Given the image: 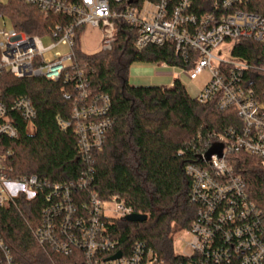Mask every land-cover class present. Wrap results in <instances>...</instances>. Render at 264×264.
I'll list each match as a JSON object with an SVG mask.
<instances>
[{
    "label": "built area",
    "instance_id": "obj_1",
    "mask_svg": "<svg viewBox=\"0 0 264 264\" xmlns=\"http://www.w3.org/2000/svg\"><path fill=\"white\" fill-rule=\"evenodd\" d=\"M72 19L57 24L49 33L56 42L44 48L41 37L0 26V208L31 202L40 197L45 206L34 230L39 244L71 259L69 264H264V221L261 210L249 197L247 186L235 174L230 157L246 154L264 168V64H250L232 57L234 45L249 40L264 47V0H214L204 13H194L195 0H116L127 7L113 10L109 0H16ZM4 15L0 12V17ZM129 24L137 33L135 46L173 43L175 56L192 63L189 81L207 78L194 98L200 104H214L224 113L232 111L239 124L211 135L197 160L186 165L191 179L190 203L196 207L191 227L179 239L190 238L187 250L166 260L145 242L137 241L128 253L109 232L107 223L136 214L119 196L103 201L90 190L94 180V154L105 142L114 120L109 115L108 96L90 97L89 79L79 68L75 44L78 30L85 26L103 33L102 51H110L118 34L117 21ZM58 45L70 54L47 60L44 55ZM222 47V48H221ZM228 52L230 58L222 53ZM264 54V53H263ZM165 65V64H164ZM167 66V65H166ZM62 80L71 83L74 97L71 121L63 123L78 138V154L86 168L73 180L52 182L36 175L14 177L10 141L19 137V123L32 131L36 109L29 97L7 103L2 96V79ZM179 77V76H178ZM71 99V95H65ZM222 145V156L207 153ZM113 204L108 209L106 204ZM121 253L119 259H112ZM0 264H17L0 234Z\"/></svg>",
    "mask_w": 264,
    "mask_h": 264
},
{
    "label": "trees",
    "instance_id": "obj_2",
    "mask_svg": "<svg viewBox=\"0 0 264 264\" xmlns=\"http://www.w3.org/2000/svg\"><path fill=\"white\" fill-rule=\"evenodd\" d=\"M76 3L77 0H63ZM142 3L145 0H136ZM214 0H195L194 13L200 15L211 8ZM113 10L127 3L109 0ZM15 30L44 37L57 25L72 19L54 13L47 16L34 6L11 0L2 8ZM118 34L110 51L87 55L80 48L78 30L75 44L79 68L89 79L90 97L108 96L109 115L114 120L106 132L105 142L94 154L95 174L90 190L103 201L119 196L131 205L136 214L146 215L145 222L130 223L124 219L109 220V232L129 252L137 241L145 242L166 260L175 259V234L191 227L196 207L190 203L191 179L187 164L197 160L214 133L239 124L236 115L220 112L214 104H200L191 98L185 86L176 79L171 88L132 86L128 82L130 66L135 62L165 64L169 67L193 68L180 56L175 46H135L136 31L118 20ZM264 47L249 40L234 45L232 57L250 64H264ZM264 80V75L255 73ZM71 83L62 80L18 79L6 74L2 79V96L7 103L26 96L36 109L32 131L20 122L19 137L10 141L14 177L36 175L52 182L76 179L86 168L78 154V138L63 123L71 121L74 97ZM65 95L72 98L66 99ZM264 96V95H262ZM230 165L247 186L250 199L261 210L264 221V168L246 154H235ZM45 203L40 197L19 201L0 208V234L9 245L17 264H69L70 258L60 256L37 241L34 230Z\"/></svg>",
    "mask_w": 264,
    "mask_h": 264
},
{
    "label": "rangeland",
    "instance_id": "obj_3",
    "mask_svg": "<svg viewBox=\"0 0 264 264\" xmlns=\"http://www.w3.org/2000/svg\"><path fill=\"white\" fill-rule=\"evenodd\" d=\"M11 0H0V12H2V8L7 6ZM6 23L7 29L13 28L11 20L7 15L4 14L3 17H0V26H4ZM80 39V48L83 53L87 55H94L101 51L102 41H103V33L99 28H92L90 26H85L81 29V33L79 35ZM41 42L44 48H48L53 45L56 41L50 37L49 35L41 38ZM222 48V47H221ZM70 54V50L68 47L64 45H58L46 52L44 57L47 60H54L56 56L61 55L65 56ZM222 55L225 58H230V54L228 52H223ZM159 64L150 63V62H135L129 68L128 74V82L130 85L135 86L138 83V80L143 78H153L154 76L157 78V81H161L162 85H167L170 81L173 80L174 77L180 76V81L186 88L187 93L191 98H195L199 92V88L205 82L207 75L204 74L201 76L199 80L196 82L189 81L187 77V73L184 68L180 67H169L168 69L158 68ZM167 81V82H166ZM108 209L113 208V204H106ZM183 232H179L175 234V243L174 250L176 253H184L187 250V244L190 243V238L181 237Z\"/></svg>",
    "mask_w": 264,
    "mask_h": 264
},
{
    "label": "water",
    "instance_id": "obj_4",
    "mask_svg": "<svg viewBox=\"0 0 264 264\" xmlns=\"http://www.w3.org/2000/svg\"><path fill=\"white\" fill-rule=\"evenodd\" d=\"M129 3H132V0H130ZM222 150H223L222 145H218V144L213 145L207 153V159L209 160L211 158V156L215 155V154L218 155L219 157H221L222 156ZM146 220H147V216L141 215V214H132L126 218V221H128L130 223H137V222L141 223V222H145ZM120 257H121V253H117L115 255V257L112 259H119Z\"/></svg>",
    "mask_w": 264,
    "mask_h": 264
},
{
    "label": "crops",
    "instance_id": "obj_5",
    "mask_svg": "<svg viewBox=\"0 0 264 264\" xmlns=\"http://www.w3.org/2000/svg\"><path fill=\"white\" fill-rule=\"evenodd\" d=\"M157 66H158V68L162 67L163 69L169 68V66H166L164 64H159ZM176 79H180V76L179 77L173 76V80L170 81L169 83H167V85L165 86V85H162L161 81H157V78L154 76L153 78H143V79L138 80V83L135 84V86H159L161 88L167 89V88H171L173 86V83ZM203 84L201 85V87L203 86Z\"/></svg>",
    "mask_w": 264,
    "mask_h": 264
}]
</instances>
